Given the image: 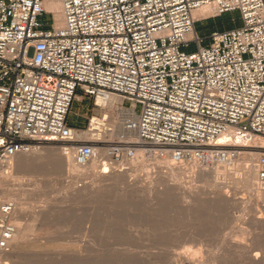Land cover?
I'll return each mask as SVG.
<instances>
[{
    "label": "built area",
    "instance_id": "obj_1",
    "mask_svg": "<svg viewBox=\"0 0 264 264\" xmlns=\"http://www.w3.org/2000/svg\"><path fill=\"white\" fill-rule=\"evenodd\" d=\"M234 12L240 27L199 36V23ZM83 98L96 113L75 128ZM252 138L264 139V0H0V177L48 145L112 169L139 153L203 168L256 154L264 191ZM16 211L0 200V254L13 250Z\"/></svg>",
    "mask_w": 264,
    "mask_h": 264
},
{
    "label": "rangeland",
    "instance_id": "obj_2",
    "mask_svg": "<svg viewBox=\"0 0 264 264\" xmlns=\"http://www.w3.org/2000/svg\"><path fill=\"white\" fill-rule=\"evenodd\" d=\"M221 22L199 23V36L209 37ZM95 113L92 99H80L70 125L86 127ZM58 148L44 146L41 153H60ZM61 164L19 156L7 171L26 212L19 222L30 228L10 264H264V230L253 222H264V197L233 180H221L224 201L208 196L211 189L198 169L167 179L166 169L148 162L144 170L131 165L107 174H126L131 185L108 181L91 191L92 178L68 174ZM191 189L200 195L192 198Z\"/></svg>",
    "mask_w": 264,
    "mask_h": 264
},
{
    "label": "bare ground",
    "instance_id": "obj_3",
    "mask_svg": "<svg viewBox=\"0 0 264 264\" xmlns=\"http://www.w3.org/2000/svg\"><path fill=\"white\" fill-rule=\"evenodd\" d=\"M51 9H53L56 12L57 17L59 18V23H60L59 25H62V19H61V15H60V12H61L60 4L59 3H53L52 6H51ZM204 15L205 14L197 13L198 17H202ZM114 102L115 101H113V103ZM100 113L101 112H97V114H100ZM104 115H105V113H104ZM95 118H96V116H95ZM118 128L120 129V127H118ZM129 138L132 139V140H135L136 139V135L130 134ZM249 143H251V144H253L255 146L264 147V139L252 138V139H249ZM41 150H43V149L41 148L40 150H38V151H36V152H34L32 154L20 155V156H30L34 160H37V161H42V159H57L58 161H60V163H62L61 165H63V168H65V169L67 168L66 169L67 171L65 170V172H68V174H71V175H74V176L77 175L78 178L80 176L79 174H81L82 176L84 175L86 177L88 176V177L92 178V186L90 187L91 191H94V190L98 189L104 183H106L108 181H119V180H121L127 185L130 184V182H128V180H127V175L126 174L117 173V172L113 171L112 175H107L108 173H111V171H110L111 168L109 167L108 164H104L103 160L102 161H95V162H93L92 164H90V165H88L86 167H79V166L75 165L73 162H71V160L65 158L63 156L60 148H58L60 153H56L57 149L56 150H52V149H46L45 150L44 149L46 151V152L44 151L45 154L41 153L42 152ZM139 157H142V158L139 159V161L134 164V168H135L136 171L137 170H144V169H146V167L149 166L147 164L149 161L147 159L143 158L142 153H139ZM256 160H257V155L256 154L245 155L244 157H241L239 160H237L235 163H231L229 165H217L215 167L205 168V169H203V167H198V166H195V165L186 166V167H176V166H174L172 163H170L168 161H165V162L157 161L155 165L158 166V169L159 168H161L162 170L166 169L167 172L165 174H163V175H167L166 176L167 179L172 177V176L175 177V176H178V175H184V174H186L188 172H192L193 173L196 169H198L200 171V174L206 179L208 187L211 189V190L207 191V192H209L208 196L209 195H212V196L214 195V196H216V198L223 199L225 201L226 197L224 198V195L222 194V190H223L224 186L222 185L221 180L222 179L226 180L227 178H228V180L229 179L231 181L233 180L232 182H234L233 184H235L236 187L237 186L238 187L239 186L243 187V189H245L246 191L252 193V195H254V197H257V198H263L264 197V191H262L259 188V186L257 185V172H256V169L254 167ZM237 162H241V163H239L238 166H237L236 165ZM12 166H13V163L10 166L6 167V169L4 168L2 170V172H1V177H0V200L1 201H14V202H16L17 205L20 206L19 209H20L21 212L19 213L20 214V218L18 217V219L15 222L18 233H17L16 239H15L14 245H13L14 250L10 254H5V255L0 254V264H2V263L3 264H10L8 262L9 260L11 261L10 258L18 257L21 254V253H19L20 250L18 251L19 241L21 239L25 238L26 234L28 232H30L29 226L19 222V220H21L23 218V216L26 214V212H25V209L23 208V203L21 204V203L18 202L19 199H20L19 198L20 194H18V193L15 194L10 189V177L11 176L9 175V172H7L6 170L9 171L12 168ZM164 172L165 171L161 172V174L164 173ZM163 175L161 176V178L165 179V178H163ZM12 176H13V174H12ZM178 177H180V176H178ZM201 192H203V190ZM195 193H197V194H195ZM205 193H206V191H205ZM193 194L197 195V197H198V195H200L198 191H193V189L188 191V195H192L193 196L192 198L195 197V195H193ZM242 204H244V202H242L241 205ZM252 208H253V206H252ZM48 209L46 208L47 212H48ZM246 209H248V208H246ZM47 212H45L44 214L46 215ZM25 217H26V215H25ZM253 222H254L255 225H257L258 227L260 226L264 230V222H258L256 220L253 221ZM257 260H258V257H255L254 261H257ZM188 264H193V262H188Z\"/></svg>",
    "mask_w": 264,
    "mask_h": 264
},
{
    "label": "trees",
    "instance_id": "obj_4",
    "mask_svg": "<svg viewBox=\"0 0 264 264\" xmlns=\"http://www.w3.org/2000/svg\"><path fill=\"white\" fill-rule=\"evenodd\" d=\"M233 19H235V23H232ZM215 20H222V22L219 24V27H216L213 31L232 29L234 27H240L241 25L240 15L238 12L226 14Z\"/></svg>",
    "mask_w": 264,
    "mask_h": 264
}]
</instances>
